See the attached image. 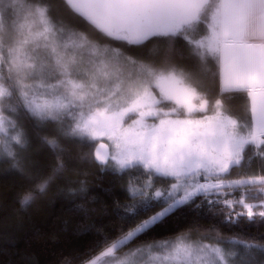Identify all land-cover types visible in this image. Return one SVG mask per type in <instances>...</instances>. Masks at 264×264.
Instances as JSON below:
<instances>
[{
    "label": "snow or ice",
    "instance_id": "6c2138e0",
    "mask_svg": "<svg viewBox=\"0 0 264 264\" xmlns=\"http://www.w3.org/2000/svg\"><path fill=\"white\" fill-rule=\"evenodd\" d=\"M62 6L85 29L58 18L53 0H0L5 171L40 168L28 155L27 121L53 130L40 137L55 164L38 192L67 170L64 155L73 146L124 182L129 202L117 204L119 234L97 230L78 264H264V239L201 232L195 224L157 235L201 208L227 225L264 222V0ZM225 97L243 99L244 115ZM86 191L81 181L68 194ZM34 199L25 195L21 207Z\"/></svg>",
    "mask_w": 264,
    "mask_h": 264
},
{
    "label": "trees",
    "instance_id": "16d2710c",
    "mask_svg": "<svg viewBox=\"0 0 264 264\" xmlns=\"http://www.w3.org/2000/svg\"><path fill=\"white\" fill-rule=\"evenodd\" d=\"M53 3L56 16L64 23L85 29L83 21L62 6V0H53ZM216 86L213 82V94ZM245 103L241 98L228 100L237 115H244ZM25 124L32 145L28 155L38 161L40 168L22 175L14 170L5 171L8 165L0 161V264H66L67 261L78 264L76 257L85 252L97 230L110 236L119 234L122 222L117 212L122 209H118L117 204L129 202L124 182L103 173L95 163L82 160L81 149L73 146L64 155L67 170L44 193L38 192L37 184L55 164V154L40 137H51L53 130H36L29 122ZM257 168L258 165H253L250 170ZM81 181L87 189L84 197L69 195L68 190L79 188ZM29 193L35 199L28 207H21L20 201ZM80 204L86 211L77 207ZM194 224L201 232L215 228L225 237L240 234L264 239V222L241 221L227 225L206 208L186 212L157 235L171 236Z\"/></svg>",
    "mask_w": 264,
    "mask_h": 264
},
{
    "label": "rangeland",
    "instance_id": "374dc122",
    "mask_svg": "<svg viewBox=\"0 0 264 264\" xmlns=\"http://www.w3.org/2000/svg\"><path fill=\"white\" fill-rule=\"evenodd\" d=\"M259 258V257H258Z\"/></svg>",
    "mask_w": 264,
    "mask_h": 264
}]
</instances>
